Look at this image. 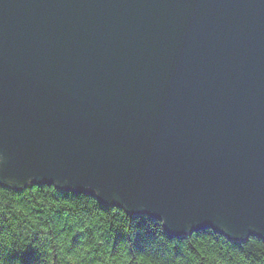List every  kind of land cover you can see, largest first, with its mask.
I'll return each instance as SVG.
<instances>
[{
    "label": "water",
    "instance_id": "obj_1",
    "mask_svg": "<svg viewBox=\"0 0 264 264\" xmlns=\"http://www.w3.org/2000/svg\"><path fill=\"white\" fill-rule=\"evenodd\" d=\"M0 154L171 234L264 237V0H0Z\"/></svg>",
    "mask_w": 264,
    "mask_h": 264
},
{
    "label": "clouds",
    "instance_id": "obj_2",
    "mask_svg": "<svg viewBox=\"0 0 264 264\" xmlns=\"http://www.w3.org/2000/svg\"><path fill=\"white\" fill-rule=\"evenodd\" d=\"M112 200L104 206L98 188L77 192L66 181L3 178L0 264H264V237L236 239L191 224L169 234L164 219L143 208L132 215L118 196Z\"/></svg>",
    "mask_w": 264,
    "mask_h": 264
},
{
    "label": "trees",
    "instance_id": "obj_3",
    "mask_svg": "<svg viewBox=\"0 0 264 264\" xmlns=\"http://www.w3.org/2000/svg\"><path fill=\"white\" fill-rule=\"evenodd\" d=\"M53 188H54V186H53ZM102 205H104V204H102ZM104 206H107V205H104ZM120 211H122V210H120ZM132 215H134V214H132ZM150 216V215H149ZM150 217H152V216H150ZM153 219H156V218H154V217H152ZM141 224H143V219L141 220ZM164 228H165V225H164ZM165 231L167 232V233H169L167 230H166V228H165ZM169 234H171V233H169ZM139 237H138V239H137V243L139 244ZM31 255V253H25V260L27 261V259H28V257Z\"/></svg>",
    "mask_w": 264,
    "mask_h": 264
}]
</instances>
